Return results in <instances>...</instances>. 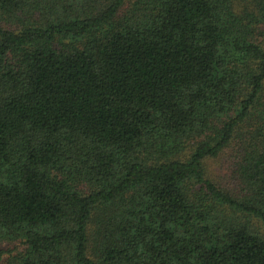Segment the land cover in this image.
I'll return each mask as SVG.
<instances>
[{"label": "trees", "instance_id": "16d2710c", "mask_svg": "<svg viewBox=\"0 0 264 264\" xmlns=\"http://www.w3.org/2000/svg\"><path fill=\"white\" fill-rule=\"evenodd\" d=\"M0 264H264V0H0Z\"/></svg>", "mask_w": 264, "mask_h": 264}]
</instances>
